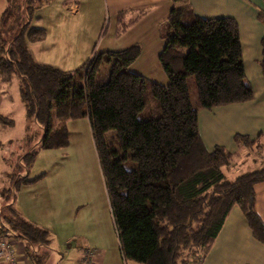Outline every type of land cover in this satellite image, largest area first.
Listing matches in <instances>:
<instances>
[{
    "label": "trees",
    "instance_id": "trees-1",
    "mask_svg": "<svg viewBox=\"0 0 264 264\" xmlns=\"http://www.w3.org/2000/svg\"><path fill=\"white\" fill-rule=\"evenodd\" d=\"M6 1L0 14V80L17 82L27 117L44 130L38 148L25 155L27 174L10 188L14 197L22 185L43 176H29L37 151L67 147V121L88 117L125 259L142 264L202 262L235 205L264 244V220L256 210V185L264 182V138L237 134L239 151L222 145L209 151L198 124L201 108L254 98L234 18L202 17L189 0H172L159 55L172 89L168 93L129 70L141 54L138 44L94 53L72 71L39 63L30 44L45 40L48 31L33 22L53 0ZM259 18L264 23V9ZM262 48L264 75V37ZM104 63L111 68L108 80L100 82ZM188 77L195 80L196 107L181 86ZM147 106L148 118H140ZM0 121L15 124L1 114ZM243 150L252 158L257 154L254 159L262 164L234 175ZM128 162L133 167H126ZM13 205H7L0 220V236L23 240L31 263L44 264L40 251L51 246L50 231L22 217Z\"/></svg>",
    "mask_w": 264,
    "mask_h": 264
},
{
    "label": "crops",
    "instance_id": "crops-1",
    "mask_svg": "<svg viewBox=\"0 0 264 264\" xmlns=\"http://www.w3.org/2000/svg\"><path fill=\"white\" fill-rule=\"evenodd\" d=\"M189 3L193 12L199 16L231 17L239 24L245 71L253 88L254 98L243 103L213 109L201 108L198 111L199 131L207 150L211 151L216 145H222L231 152H237L239 151V145L235 142L237 134L248 135L252 139L264 138V75L261 66L264 23L259 18L264 9V1L189 0ZM172 5V0H53L52 3L40 9L37 13L38 17L33 22L34 25L47 29V38L30 44V51L39 63L71 71L83 66L94 53L100 50L102 52L117 51L114 48L102 49L105 39L102 37H106L108 32L113 33L116 42L119 36L128 30H133L134 26L142 24L140 30H146L144 34L146 33L148 37L147 41L154 39L157 42L155 48L152 47L153 55L156 57L160 55L159 52L162 51L163 43H165L163 35ZM6 6L7 1L0 0V14ZM137 38H132L131 43L138 44L142 50L140 55H143L147 45L145 47L144 42ZM144 41H146L145 38ZM107 66L111 68L110 65ZM7 85L11 86L0 80V114ZM19 99L22 101L21 97ZM23 105L27 116L25 104ZM84 120L89 121V118L86 117ZM1 125L3 126L2 123ZM90 133L91 144H93L92 130ZM250 162L253 167L259 163L246 150H243L237 167L234 168V175L242 172L238 167L241 164H248L247 169H249ZM66 192L64 193L67 196L58 202L69 204L65 207V211L77 226L76 234L80 239L84 238L89 247L95 249L94 251L88 249V251L87 248H83L84 245H77L79 251L77 264H142L125 259L119 239L115 243L108 237L103 221L104 206L101 211L102 223L88 229L89 221L83 213L93 200L91 194L82 197L75 194L72 188ZM18 199L16 196L13 206L15 207L16 204L17 211L27 219V214L21 209ZM235 206L239 207V205ZM235 206L209 250V256L204 258L201 264H264V244L254 237L241 208L239 207L237 213H233ZM256 210L264 220V182L256 185ZM24 211L28 213L27 209ZM81 213L84 219L79 217ZM75 216L78 217L74 218ZM13 241L18 252L19 264H32L25 251L26 243L23 240ZM213 247L217 248V251L212 250ZM5 262L2 260L0 264H7Z\"/></svg>",
    "mask_w": 264,
    "mask_h": 264
},
{
    "label": "rangeland",
    "instance_id": "rangeland-1",
    "mask_svg": "<svg viewBox=\"0 0 264 264\" xmlns=\"http://www.w3.org/2000/svg\"><path fill=\"white\" fill-rule=\"evenodd\" d=\"M141 25L138 24L132 28L133 30H128L125 34L119 36V40L116 42L114 41L113 33L108 32L106 37H102V39L105 38L102 49H125L132 46L131 39L138 36L144 42L145 47L146 45L147 47L143 55L138 57L129 70H136L134 72L153 80L160 87L159 90L161 92L167 91L170 93L172 89L170 90V83L159 60V55H156V57L153 55L154 49L152 47L154 46L155 48L157 42L154 39L153 41H147L148 37L146 33L144 34L146 30H140ZM144 38L146 41H144ZM163 44L162 49L165 46V43ZM100 52L102 51L100 50ZM109 71V66L104 63L99 77L100 82L108 80ZM181 86H184L186 90L184 96L188 103L196 107L198 105V93L194 78H186L181 83ZM4 92L5 98L1 114L4 117L12 118L15 124L3 127L0 123V141L2 142L0 148V220L2 217L4 219V216L6 217L8 213L7 205L15 201L16 196H18V202L21 203L23 212L27 214V219L36 222L51 233V246L48 248L43 247L40 251L44 264H77L79 258L77 245H84L83 248H87V250L91 249L94 251L95 249L91 246L89 247L85 239H80L78 234H76L77 226L72 217L70 215L67 216L65 211V207L69 204L58 202L67 196L65 195L67 193L66 190L72 188L75 194H79L82 197L91 194L93 199L90 206L84 209L83 213L87 221H89L88 229L102 223L101 211L104 206L103 221L108 237L112 239V242H118L107 188L94 142L91 144V128L90 124L88 125L89 121L84 120L86 117L75 121H67V127L70 132V143L67 147L40 149L37 151L34 164L30 167L29 176L34 178L43 175L40 179L29 185H22L16 191L15 197L14 193L10 192V188L14 187L15 182L27 174L25 155L33 148H38L44 130L36 123L33 117L26 116L23 101L19 99L17 82H12L11 86L7 85ZM149 114V106H147L139 117L148 118ZM112 135H114V131L109 132V136ZM255 155L253 156L254 158L258 156L257 154ZM131 163L128 162L125 166L131 168L133 167L131 166L133 163ZM250 163V168L259 167L262 164L260 162V164L257 163L253 167L252 162ZM247 165L241 164L238 167L244 171L248 168ZM14 208L17 210L16 204ZM26 209L28 213L24 211ZM234 209L233 213L239 211L238 206H235ZM83 214L78 215L84 219ZM76 217L78 216L74 218ZM2 237L0 236V239H3ZM212 250L217 251V248L213 247ZM207 256H209V252L205 258ZM200 263V261L196 262V264Z\"/></svg>",
    "mask_w": 264,
    "mask_h": 264
},
{
    "label": "built area",
    "instance_id": "built-area-1",
    "mask_svg": "<svg viewBox=\"0 0 264 264\" xmlns=\"http://www.w3.org/2000/svg\"><path fill=\"white\" fill-rule=\"evenodd\" d=\"M18 252L12 239H0V261L7 264H19Z\"/></svg>",
    "mask_w": 264,
    "mask_h": 264
}]
</instances>
